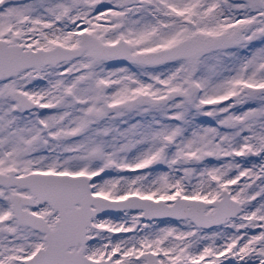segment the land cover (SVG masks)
I'll return each mask as SVG.
<instances>
[{"label":"snow or ice","instance_id":"1","mask_svg":"<svg viewBox=\"0 0 264 264\" xmlns=\"http://www.w3.org/2000/svg\"><path fill=\"white\" fill-rule=\"evenodd\" d=\"M0 264H264V0H0Z\"/></svg>","mask_w":264,"mask_h":264}]
</instances>
